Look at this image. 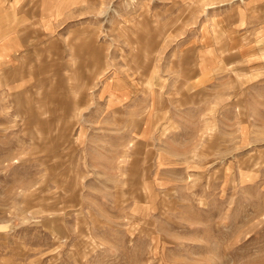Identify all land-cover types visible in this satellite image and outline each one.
Listing matches in <instances>:
<instances>
[{
    "label": "rangeland",
    "instance_id": "374dc122",
    "mask_svg": "<svg viewBox=\"0 0 264 264\" xmlns=\"http://www.w3.org/2000/svg\"><path fill=\"white\" fill-rule=\"evenodd\" d=\"M97 17L0 74V264H264V0Z\"/></svg>",
    "mask_w": 264,
    "mask_h": 264
},
{
    "label": "crops",
    "instance_id": "0c3cea01",
    "mask_svg": "<svg viewBox=\"0 0 264 264\" xmlns=\"http://www.w3.org/2000/svg\"><path fill=\"white\" fill-rule=\"evenodd\" d=\"M104 1L0 0V74L58 71L65 43L95 40L87 27ZM0 88L13 87L5 79Z\"/></svg>",
    "mask_w": 264,
    "mask_h": 264
}]
</instances>
